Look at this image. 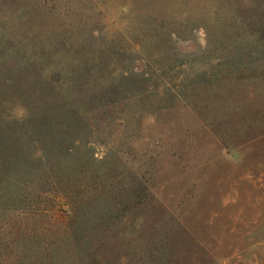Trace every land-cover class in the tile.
I'll use <instances>...</instances> for the list:
<instances>
[{
  "label": "rangeland",
  "instance_id": "1",
  "mask_svg": "<svg viewBox=\"0 0 264 264\" xmlns=\"http://www.w3.org/2000/svg\"><path fill=\"white\" fill-rule=\"evenodd\" d=\"M0 264H264V0H0Z\"/></svg>",
  "mask_w": 264,
  "mask_h": 264
}]
</instances>
